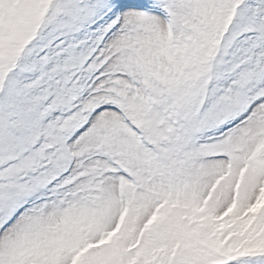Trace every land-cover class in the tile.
Here are the masks:
<instances>
[{
	"label": "snow or ice",
	"instance_id": "6c2138e0",
	"mask_svg": "<svg viewBox=\"0 0 264 264\" xmlns=\"http://www.w3.org/2000/svg\"><path fill=\"white\" fill-rule=\"evenodd\" d=\"M0 264H264V0H0Z\"/></svg>",
	"mask_w": 264,
	"mask_h": 264
}]
</instances>
